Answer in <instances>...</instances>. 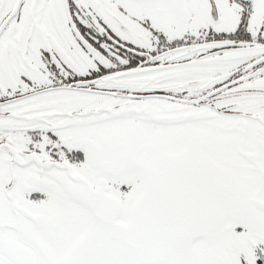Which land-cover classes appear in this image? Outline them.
Returning a JSON list of instances; mask_svg holds the SVG:
<instances>
[{
	"label": "snow or ice",
	"instance_id": "obj_1",
	"mask_svg": "<svg viewBox=\"0 0 264 264\" xmlns=\"http://www.w3.org/2000/svg\"><path fill=\"white\" fill-rule=\"evenodd\" d=\"M0 264H264V0H0Z\"/></svg>",
	"mask_w": 264,
	"mask_h": 264
}]
</instances>
